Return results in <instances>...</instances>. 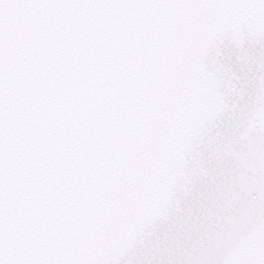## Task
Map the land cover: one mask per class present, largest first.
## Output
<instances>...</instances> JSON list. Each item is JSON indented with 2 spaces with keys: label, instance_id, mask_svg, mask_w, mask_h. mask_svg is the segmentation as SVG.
I'll list each match as a JSON object with an SVG mask.
<instances>
[{
  "label": "snow or ice",
  "instance_id": "6c2138e0",
  "mask_svg": "<svg viewBox=\"0 0 264 264\" xmlns=\"http://www.w3.org/2000/svg\"><path fill=\"white\" fill-rule=\"evenodd\" d=\"M0 264H264V0H0Z\"/></svg>",
  "mask_w": 264,
  "mask_h": 264
},
{
  "label": "water",
  "instance_id": "95a60500",
  "mask_svg": "<svg viewBox=\"0 0 264 264\" xmlns=\"http://www.w3.org/2000/svg\"><path fill=\"white\" fill-rule=\"evenodd\" d=\"M52 114H53V115L55 114V108L52 109ZM113 123L116 124L115 121H114ZM101 134H102V129H100V127L97 126V128H96V136H97V138H98ZM101 146H103V145L101 144Z\"/></svg>",
  "mask_w": 264,
  "mask_h": 264
}]
</instances>
